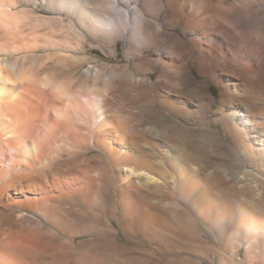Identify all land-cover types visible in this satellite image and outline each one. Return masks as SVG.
Returning <instances> with one entry per match:
<instances>
[{"label": "bare ground", "instance_id": "6f19581e", "mask_svg": "<svg viewBox=\"0 0 264 264\" xmlns=\"http://www.w3.org/2000/svg\"><path fill=\"white\" fill-rule=\"evenodd\" d=\"M221 75L251 132L217 122L264 147V0H0V264H199L236 219L264 234L177 121Z\"/></svg>", "mask_w": 264, "mask_h": 264}, {"label": "rangeland", "instance_id": "374dc122", "mask_svg": "<svg viewBox=\"0 0 264 264\" xmlns=\"http://www.w3.org/2000/svg\"><path fill=\"white\" fill-rule=\"evenodd\" d=\"M122 47V42H119L120 51L123 50ZM88 55H92L99 61L110 60L97 48L92 49ZM192 73L196 75L195 70H192ZM197 79L201 82L205 80L203 82L205 84H202L205 86V91L201 92L200 98L189 101L185 105L191 114L195 115H183L182 119L177 121H181L183 128L191 126L196 129L195 137H192L195 142V151L199 153L203 165H206L204 170H199L197 173L198 178L205 183L203 180L211 179L213 174L221 176L222 183L232 186L231 192L235 199L232 200L233 206L241 201L238 208L243 211L241 215H251L262 223L264 221V164H262L264 163V147L257 137H249V135L236 141V136L232 132L224 130V122H217V118L222 114L227 117L228 110L236 111L234 116L230 114L228 117L237 118L238 127L242 126L250 133L251 126L245 122L244 115H242V112H246L249 103H243L236 97L235 94L241 93L242 89L232 76L223 75L217 83L204 79L202 76ZM226 90L231 91V94L224 93ZM238 144L243 147L240 145V148ZM186 150L190 151L188 148ZM192 166L198 167L196 164ZM201 177L204 179H200ZM236 193L238 196H235ZM166 215L169 221H173L174 214L167 213ZM236 220L229 225L223 241L218 240V231L213 232L214 247L212 250L210 248L208 253H204L205 258H191L199 260V264H264V234L255 233L256 235H253V232L249 230L240 232V235L236 234L234 226Z\"/></svg>", "mask_w": 264, "mask_h": 264}]
</instances>
